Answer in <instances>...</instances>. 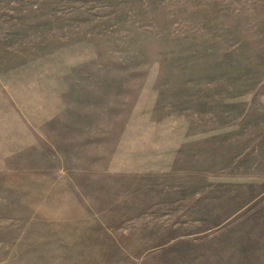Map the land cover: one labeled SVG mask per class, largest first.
Wrapping results in <instances>:
<instances>
[{
	"label": "rangeland",
	"instance_id": "obj_1",
	"mask_svg": "<svg viewBox=\"0 0 264 264\" xmlns=\"http://www.w3.org/2000/svg\"><path fill=\"white\" fill-rule=\"evenodd\" d=\"M0 264H264V0H0Z\"/></svg>",
	"mask_w": 264,
	"mask_h": 264
}]
</instances>
